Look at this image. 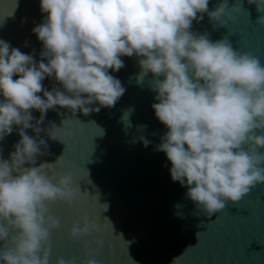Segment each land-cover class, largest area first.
Instances as JSON below:
<instances>
[{
  "label": "clouds",
  "instance_id": "clouds-1",
  "mask_svg": "<svg viewBox=\"0 0 264 264\" xmlns=\"http://www.w3.org/2000/svg\"><path fill=\"white\" fill-rule=\"evenodd\" d=\"M247 3L255 5V24L264 28V0ZM39 4L42 21L31 30L42 43L39 61L0 39V141L14 130L19 135L8 158H0V264H49L51 230L60 227L50 206L71 207L81 193L73 187L72 172L53 183L44 164L24 166L49 154L41 132L58 142L72 135L73 119L62 120V127L52 121L41 127L48 110L61 115L62 108L75 116L115 106L125 88L111 73L125 66L124 56L137 58L138 82L152 74L156 102L151 107L167 128L155 150L166 154L171 180L186 187V197L200 214L210 218L264 184V64L253 51L234 48L228 34L213 41L192 30L193 21L204 14L214 30L217 24L225 27L223 17L229 7L239 11L236 4L220 0L213 10L209 0ZM227 20L235 17L227 15ZM45 77L59 87L46 89ZM139 140L145 147L151 143L143 135ZM99 231L84 215L68 234L79 241ZM84 245L89 258L82 264H99L94 253L103 240ZM55 264L75 260L59 257Z\"/></svg>",
  "mask_w": 264,
  "mask_h": 264
},
{
  "label": "water",
  "instance_id": "water-1",
  "mask_svg": "<svg viewBox=\"0 0 264 264\" xmlns=\"http://www.w3.org/2000/svg\"><path fill=\"white\" fill-rule=\"evenodd\" d=\"M219 2L209 0V10ZM233 4L239 11L229 7L227 15L235 20L223 17L225 27L217 24L214 30L204 14L203 20L193 21L192 30L208 34L213 41L228 34L234 48L253 51L264 64V28L255 24L259 15L255 5L229 0V5ZM22 18H27L26 22L22 23ZM41 21L39 0H0V39L37 61L42 43L31 30ZM121 59L125 66L111 73L125 88L115 106L75 116L62 108L61 115L48 110L41 127L47 128L49 121L62 127V120L73 119L72 135L58 142L41 132L49 154L24 166L44 164L43 171L53 183L72 172L73 187L81 193L71 207L63 203L50 206L60 227L51 230L49 264L59 257L82 264L89 258L84 241L97 238L103 240L99 252L94 253L99 264H264V184L210 218L200 214L186 197V187L171 180L166 154L155 150L167 128L151 107L156 102L150 89L152 74L138 82L141 70L137 58ZM43 84L51 90L56 82L45 77ZM32 115L39 118L40 113L32 110ZM140 126L143 131H138ZM26 131L34 135L31 129ZM141 135L151 142L147 147L139 140ZM18 140L14 130L0 141V158L7 159ZM84 215L100 231L74 241L68 229Z\"/></svg>",
  "mask_w": 264,
  "mask_h": 264
}]
</instances>
